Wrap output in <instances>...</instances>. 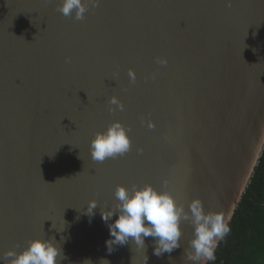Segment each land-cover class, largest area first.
<instances>
[{"label": "water", "instance_id": "95a60500", "mask_svg": "<svg viewBox=\"0 0 264 264\" xmlns=\"http://www.w3.org/2000/svg\"><path fill=\"white\" fill-rule=\"evenodd\" d=\"M60 3L0 0V256L48 239L61 264H145L131 242L107 252L117 186L199 199L229 225L264 154V0H100L82 21ZM117 121L130 151L94 162ZM181 229L170 257L146 238L147 264H192Z\"/></svg>", "mask_w": 264, "mask_h": 264}, {"label": "clouds", "instance_id": "9594fccd", "mask_svg": "<svg viewBox=\"0 0 264 264\" xmlns=\"http://www.w3.org/2000/svg\"><path fill=\"white\" fill-rule=\"evenodd\" d=\"M228 2L230 4L231 0ZM99 4L100 0H61L57 11L66 18L82 21ZM157 62L167 63L163 59H158ZM129 76L134 82L135 76L131 70ZM109 103L115 106L110 111H123L124 106L116 97H112ZM128 131L117 121L106 131L96 133L90 142L91 159L102 163L108 158H116L129 152L131 140ZM114 197L117 201L115 208L100 213L109 230L110 238L105 242L109 254L115 250L112 246L122 247L131 242L138 250L144 251L147 264L146 238L151 237L153 255L160 258L167 253L170 257L171 253L181 247V224L187 221L193 227V238L189 242V248L184 249V256L192 264H205L216 260L218 244L230 231L224 213L205 212L199 199L192 200L186 210L170 193L157 191L151 185L140 188L135 185L131 188L117 186ZM97 207L96 202L91 201L85 214L94 216ZM53 239L55 240L54 237ZM64 259L66 256L61 246L58 247L52 240L35 239L29 241L28 246L19 253L14 249L4 252L0 256V264H61Z\"/></svg>", "mask_w": 264, "mask_h": 264}, {"label": "trees", "instance_id": "16d2710c", "mask_svg": "<svg viewBox=\"0 0 264 264\" xmlns=\"http://www.w3.org/2000/svg\"><path fill=\"white\" fill-rule=\"evenodd\" d=\"M209 264H264V154Z\"/></svg>", "mask_w": 264, "mask_h": 264}]
</instances>
